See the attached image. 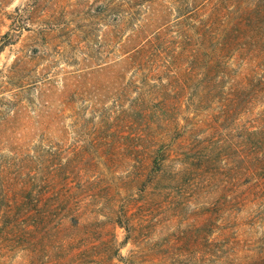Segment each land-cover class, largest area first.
Segmentation results:
<instances>
[{"label":"rangeland","instance_id":"rangeland-1","mask_svg":"<svg viewBox=\"0 0 264 264\" xmlns=\"http://www.w3.org/2000/svg\"><path fill=\"white\" fill-rule=\"evenodd\" d=\"M189 1L0 0V264H264V137L231 142L264 118V88L227 119L231 78L198 102L189 25L213 2L189 18ZM151 6L165 50L129 64Z\"/></svg>","mask_w":264,"mask_h":264},{"label":"trees","instance_id":"trees-1","mask_svg":"<svg viewBox=\"0 0 264 264\" xmlns=\"http://www.w3.org/2000/svg\"><path fill=\"white\" fill-rule=\"evenodd\" d=\"M207 1L213 2L207 17L193 21L189 25L192 34L189 33L188 35V43L189 46L191 43L194 44V47L189 49L187 57L186 88L196 78V70L202 68L200 81H204V85L200 91L198 102L203 103L217 96L223 88L225 79L231 78L227 92L221 97L227 106L223 112L224 119H227L241 105L242 101H247L249 95L258 93L260 89L258 86L264 88V75L256 78L254 75L256 64L264 62V0ZM203 2L204 0L189 1V18ZM157 9V7L151 6L150 17L145 20L142 19L135 26H132L128 36V42L131 46L127 56L129 64L144 61L146 57H154L155 53L158 52L157 54H159L165 50V47L163 51L154 48L157 44L156 39L159 38V28L154 31L149 30L150 27L157 26L163 21L164 14L159 13V9ZM135 14L136 11L128 9L125 16L117 19V21L129 24L130 21L137 18ZM235 53L241 57L249 69V72L242 78L231 76L234 72L228 69L227 59ZM137 59L138 61H136ZM161 94L160 100H165L167 95ZM147 104L151 105V103ZM147 117L148 115L144 119ZM254 120L255 122L243 127L240 133L235 134L234 138L237 140L231 142L236 143L237 149L245 151L251 144H256L258 139L264 137V118ZM159 151H150L153 152L152 167L158 164ZM212 155L213 153L207 155L209 161ZM200 158L201 155L196 161H193L194 165L202 164L204 159L201 160ZM253 167L257 174L264 170V164L260 163L259 158L255 160ZM262 182L264 183V180Z\"/></svg>","mask_w":264,"mask_h":264}]
</instances>
